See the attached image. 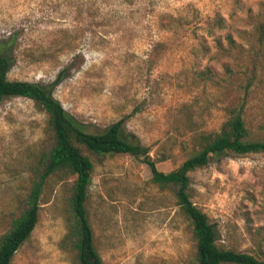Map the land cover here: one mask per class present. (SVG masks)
Masks as SVG:
<instances>
[{
	"label": "rangeland",
	"instance_id": "1",
	"mask_svg": "<svg viewBox=\"0 0 264 264\" xmlns=\"http://www.w3.org/2000/svg\"><path fill=\"white\" fill-rule=\"evenodd\" d=\"M263 18L264 0H0V42L12 56L10 79L50 87L86 131L124 118L127 135L170 171L194 153L197 132L219 131L241 101ZM253 82L244 114L252 140L264 138L260 66ZM47 118L30 98L0 100V234L26 191ZM92 157L87 207L103 264H196L190 220L174 192L151 181L149 165L129 153ZM189 174L218 244L264 259V151L214 155ZM66 198L65 181L51 175L12 264H78L60 245Z\"/></svg>",
	"mask_w": 264,
	"mask_h": 264
},
{
	"label": "trees",
	"instance_id": "2",
	"mask_svg": "<svg viewBox=\"0 0 264 264\" xmlns=\"http://www.w3.org/2000/svg\"><path fill=\"white\" fill-rule=\"evenodd\" d=\"M214 22L224 25L222 17H216ZM255 36L260 43L259 51L252 57L253 68L241 101L229 109V116L219 131L197 132L194 135V153L170 171L158 167V160L151 155L149 146L127 135L124 118L101 132L86 131L53 95L50 87L29 80L10 79L8 71L12 56L7 43L1 41L0 100L13 96L30 98L37 108L46 112L48 118L46 138L36 163L31 165L26 191L17 199L7 228L0 234V264H12L17 251L32 235L39 221L45 184L51 175L65 181L67 192V232L60 241L61 247L69 250L78 264H103L87 201L94 170L92 156L113 153H129L141 158L151 169V181L174 192L177 204L190 220L196 264H264V259L254 254L221 247L217 225L193 201L189 192V173L208 164L214 155L264 151V138H249L244 117L257 68L264 69V18L256 25ZM228 39L234 42L231 34ZM204 73L211 76L212 70L208 68Z\"/></svg>",
	"mask_w": 264,
	"mask_h": 264
}]
</instances>
